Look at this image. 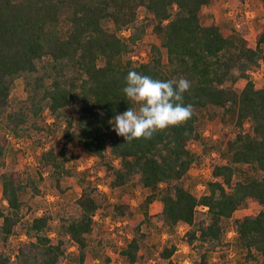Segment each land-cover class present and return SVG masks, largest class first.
Masks as SVG:
<instances>
[{
    "label": "trees",
    "instance_id": "1",
    "mask_svg": "<svg viewBox=\"0 0 264 264\" xmlns=\"http://www.w3.org/2000/svg\"><path fill=\"white\" fill-rule=\"evenodd\" d=\"M212 1L0 0V264H92L105 248L94 240L102 226L95 216L116 225L137 210L143 220L131 226L120 250L125 264L139 258L177 264L180 243L190 251L189 264H225L230 248L237 264H264V85L257 88L251 78L264 67V16L249 44L203 24ZM148 32L154 39L147 60H133ZM129 71L189 80L183 100L193 106L191 119L147 140L118 136L110 121L139 108L123 92ZM18 80L24 99L13 104ZM205 120L222 126L221 137L203 136ZM8 137L36 138L41 151L32 174L8 168L7 157L19 155ZM47 139L58 148H45ZM73 146L94 160L92 171L104 173L115 203L91 170H78ZM212 154L218 160L207 162L208 177L190 174ZM70 180L80 190L72 203L36 206L37 198L64 197ZM200 185L203 193L193 194ZM136 188L149 194L133 208L128 193ZM153 202L170 237L148 245ZM248 202L259 212L234 217ZM179 225L186 228L181 237ZM20 233L26 240L7 249ZM217 252L219 262H210ZM103 262L110 263L106 253Z\"/></svg>",
    "mask_w": 264,
    "mask_h": 264
},
{
    "label": "rangeland",
    "instance_id": "2",
    "mask_svg": "<svg viewBox=\"0 0 264 264\" xmlns=\"http://www.w3.org/2000/svg\"><path fill=\"white\" fill-rule=\"evenodd\" d=\"M205 20L203 21L204 25L214 24L216 25L221 32L225 35L235 34L237 36L245 39L249 44H253L254 36L256 31L259 29L260 25L263 23L262 17L264 16V10L258 0H213L207 7L204 8ZM152 35L148 32L143 39V44L139 50L138 55L133 56V60L139 62H144L146 58V45L153 41ZM251 78L255 83L257 88H260L264 85V67L260 68L258 71L251 74ZM22 80H18L15 85V89L11 94L12 103H18L24 99L22 92ZM237 88L240 90L243 86V82H238L236 84ZM203 136L206 139L214 141L221 137L223 129L220 124L213 123L211 121L205 120L203 123ZM228 130V128L226 129ZM10 141L11 148L13 152L19 153V155L14 156L10 155L7 157L8 168L10 170L17 169L20 172L33 173L36 166V158L41 151V148H38L34 144L33 137L32 139L21 138L18 140L8 137ZM49 146H54L58 148V143L54 139H47L45 142V148ZM193 148L195 146L193 145ZM73 154L76 157V163L79 171L91 170L94 160L91 158H86L81 155L80 149L76 146H73ZM211 160H218L215 154L206 159L203 167L196 169L193 168L190 170V174L194 176H199L202 178L208 177L206 172L207 162ZM93 172V179L96 178L98 183V188L104 193L109 199L110 203H115L117 201L116 195L109 192L107 187L104 185V173L102 171ZM64 188L66 192L64 197L56 198L52 195H47L44 198H37L35 200L36 206H45L46 208L54 209L57 207V204L72 203L80 193L79 188L76 186L74 180L65 182ZM1 190V187H0ZM204 187L201 185L193 190V194L200 195L203 193ZM1 192V191H0ZM149 194L147 190H142L136 188L130 190L128 196L130 198V204L133 208H136L139 203H141L144 198ZM1 196V193H0ZM160 205L157 202H153L148 207V213L151 218L152 228L148 231V238L146 243L148 245L164 243L169 239L170 235L164 230L160 229V225L157 222L156 214L158 213ZM260 207L256 204L248 202L247 207L243 210H240L234 214V217H239L242 215H255L259 212ZM41 210L37 211V215H40ZM96 221H98L102 226H99L94 233V240H102V245L105 247L103 254L101 253L97 258H95L92 264H105L103 262V256L105 253L110 258L109 264H125L124 259L120 256V250L126 243V240H129L130 233L129 229L135 223L143 220V216L140 210L134 212L132 219L124 220L123 222L112 225L109 222V219H105L103 223L99 220V216H95ZM186 228L183 225H179L176 228V235L181 237ZM234 233L231 231L227 233V239L232 240ZM26 240L23 234L14 235L10 238L7 243L6 248H16L21 241ZM93 246L96 247V241H92ZM75 251V246L72 244L68 247L67 253L71 254ZM189 249L188 247L180 243L178 245L177 251L173 256V261L177 264H189ZM227 254L225 264H237L239 261V256L232 250V248L227 249L225 252ZM220 253L209 254V261L212 263L219 262ZM153 260L147 259H138L136 264H153ZM61 264H72L67 261H63Z\"/></svg>",
    "mask_w": 264,
    "mask_h": 264
},
{
    "label": "clouds",
    "instance_id": "3",
    "mask_svg": "<svg viewBox=\"0 0 264 264\" xmlns=\"http://www.w3.org/2000/svg\"><path fill=\"white\" fill-rule=\"evenodd\" d=\"M190 88L186 78L162 81L129 71L123 92L139 108L115 115L110 121L114 131L125 141L147 140L158 131L186 123L193 115V106L183 100Z\"/></svg>",
    "mask_w": 264,
    "mask_h": 264
},
{
    "label": "built area",
    "instance_id": "4",
    "mask_svg": "<svg viewBox=\"0 0 264 264\" xmlns=\"http://www.w3.org/2000/svg\"><path fill=\"white\" fill-rule=\"evenodd\" d=\"M206 172H207V173H209V170H208V168H206Z\"/></svg>",
    "mask_w": 264,
    "mask_h": 264
}]
</instances>
